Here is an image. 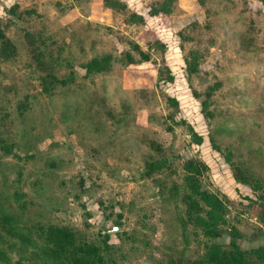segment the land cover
<instances>
[{"label": "rangeland", "instance_id": "1", "mask_svg": "<svg viewBox=\"0 0 264 264\" xmlns=\"http://www.w3.org/2000/svg\"><path fill=\"white\" fill-rule=\"evenodd\" d=\"M121 1L0 0V264H77L54 231L95 264H193L232 228L264 244V4ZM125 51L137 62L85 73ZM189 175L222 203L217 236Z\"/></svg>", "mask_w": 264, "mask_h": 264}, {"label": "trees", "instance_id": "2", "mask_svg": "<svg viewBox=\"0 0 264 264\" xmlns=\"http://www.w3.org/2000/svg\"><path fill=\"white\" fill-rule=\"evenodd\" d=\"M175 0H159L155 3L152 8L149 10L150 15H155L158 13L167 14L171 11L173 7V2ZM264 4V0H259ZM200 4H204V0H199ZM104 4L111 8H117V6L125 7L121 0H104ZM128 21L131 22H139L144 23V17L141 14L136 12L129 13ZM0 42L1 47L3 48L2 53L5 54L6 50L10 48L7 41L3 40V36L0 32ZM131 49L135 50L139 56L141 61H145L149 59V55L141 50L138 45L131 44ZM185 63L187 64V69L189 71L196 70L197 63L194 61H190L188 58H184ZM137 60L134 59L133 54L130 51H125L120 56H115L111 54H104L102 56H95L88 60L83 64L86 74H91L94 72H103L108 70L114 63H121L123 65L136 63ZM52 80L56 79L55 76H52ZM171 79V76H168ZM64 82V80H62ZM170 101L176 103L175 98H168ZM206 101L203 99L202 104L205 105ZM192 136L195 137V142L199 143L201 141V137L192 132ZM6 150H10L9 147L4 146ZM153 167V166H152ZM151 167V168H152ZM150 168V169H151ZM187 195L192 197L197 194L200 199H202L209 207L206 210V216L196 215V220L203 227L204 234L207 236L218 235V230L215 227L218 219L222 220L221 208L222 203L213 193L200 189L199 184L195 178V175L187 176ZM242 181V179H238ZM195 204V202L193 203ZM262 213L260 216L261 221H264V204H261ZM59 231H54V237L58 239L57 247L61 248L64 245H69L71 248V255L74 258V261L77 264H95L96 262H100L102 257L98 251V248L86 243H77L74 242V237L72 235H68V233H58ZM230 242L228 246H225L216 241L206 242L204 246V251L199 259L195 260L193 264H264V244H259L250 249H243L239 246L236 239L240 236V233L237 229L232 228L229 232ZM210 238V237H209ZM56 239V240H57ZM105 246H108L105 244ZM57 251V250H56ZM122 256V254H121ZM110 264H118L115 259L109 258ZM15 264H24L20 260H16Z\"/></svg>", "mask_w": 264, "mask_h": 264}]
</instances>
